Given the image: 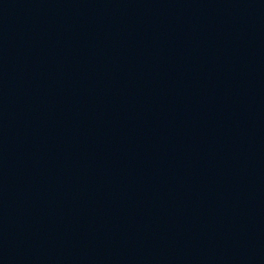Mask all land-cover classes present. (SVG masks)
<instances>
[{
	"label": "water",
	"instance_id": "1",
	"mask_svg": "<svg viewBox=\"0 0 264 264\" xmlns=\"http://www.w3.org/2000/svg\"><path fill=\"white\" fill-rule=\"evenodd\" d=\"M0 264H264V0H0Z\"/></svg>",
	"mask_w": 264,
	"mask_h": 264
}]
</instances>
